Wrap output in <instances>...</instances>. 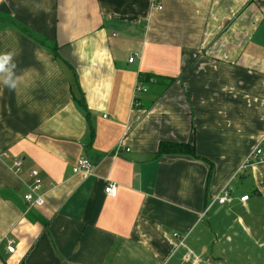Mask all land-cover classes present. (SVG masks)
<instances>
[{"label": "crops", "instance_id": "obj_1", "mask_svg": "<svg viewBox=\"0 0 264 264\" xmlns=\"http://www.w3.org/2000/svg\"><path fill=\"white\" fill-rule=\"evenodd\" d=\"M7 52L0 264H264V0H0Z\"/></svg>", "mask_w": 264, "mask_h": 264}, {"label": "built area", "instance_id": "obj_2", "mask_svg": "<svg viewBox=\"0 0 264 264\" xmlns=\"http://www.w3.org/2000/svg\"><path fill=\"white\" fill-rule=\"evenodd\" d=\"M159 10H162V7H159ZM134 58L130 59V62L133 63ZM147 89L145 87H142L139 85L137 87V93H146ZM258 163H264V150L262 149L261 145H258L256 148H254L251 153L248 155L245 163L240 168V172H243L244 170H247L249 168H252L254 165ZM14 168L16 172L22 171V162L21 161H15ZM94 169V164L91 160L88 158H82L79 160L76 171L77 173H81L85 176H88L92 174V171ZM31 178L34 180L33 186L31 188V193L25 196V200L28 203L29 207H41L44 205V199L42 196H38L37 198L34 197V194L36 191L41 187V179L39 178V174L37 171H32L30 173ZM107 195L111 197H116L118 194V188L117 185L113 182H108L107 187L105 189ZM233 186L231 184H227L224 189L221 192V195L218 197L217 201L220 205H226L228 203H231L233 201ZM248 196H244L241 198L242 202H245L248 200ZM177 238H181L179 235H175ZM14 240L9 241L8 245V251L10 253H13L14 248ZM191 254L187 255V259L191 258Z\"/></svg>", "mask_w": 264, "mask_h": 264}, {"label": "clouds", "instance_id": "obj_3", "mask_svg": "<svg viewBox=\"0 0 264 264\" xmlns=\"http://www.w3.org/2000/svg\"><path fill=\"white\" fill-rule=\"evenodd\" d=\"M17 65L13 62V53L0 54V82L9 89L17 86L19 77L16 76Z\"/></svg>", "mask_w": 264, "mask_h": 264}, {"label": "trees", "instance_id": "obj_4", "mask_svg": "<svg viewBox=\"0 0 264 264\" xmlns=\"http://www.w3.org/2000/svg\"><path fill=\"white\" fill-rule=\"evenodd\" d=\"M55 55L57 54V51L54 50ZM147 81V79H145ZM77 100V102L79 104H81V106H85L84 105V101L82 98H75ZM166 154H181V155H189L195 158H198V156L196 155V150L194 145H185V144H172V143H161L160 148H159V155H166Z\"/></svg>", "mask_w": 264, "mask_h": 264}, {"label": "rangeland", "instance_id": "obj_5", "mask_svg": "<svg viewBox=\"0 0 264 264\" xmlns=\"http://www.w3.org/2000/svg\"><path fill=\"white\" fill-rule=\"evenodd\" d=\"M141 93L138 94V96L140 95ZM137 101V100H136ZM263 149V148H262ZM250 170V169H249ZM248 172V169L247 170H244L242 173H246ZM240 176V175H239Z\"/></svg>", "mask_w": 264, "mask_h": 264}]
</instances>
